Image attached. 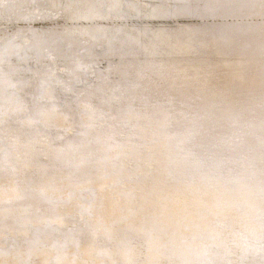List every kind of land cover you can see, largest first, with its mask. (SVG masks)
<instances>
[{
    "label": "bare ground",
    "instance_id": "bare-ground-1",
    "mask_svg": "<svg viewBox=\"0 0 264 264\" xmlns=\"http://www.w3.org/2000/svg\"><path fill=\"white\" fill-rule=\"evenodd\" d=\"M0 264H264V0H0Z\"/></svg>",
    "mask_w": 264,
    "mask_h": 264
}]
</instances>
